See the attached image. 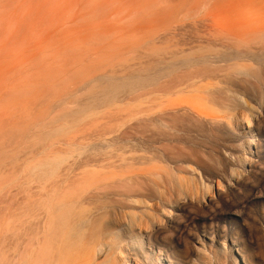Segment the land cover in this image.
<instances>
[{"label":"rangeland","instance_id":"rangeland-1","mask_svg":"<svg viewBox=\"0 0 264 264\" xmlns=\"http://www.w3.org/2000/svg\"><path fill=\"white\" fill-rule=\"evenodd\" d=\"M159 31L191 38L197 32L210 39L223 33L234 42L240 37L264 42V0H0V264H31L33 235L27 232L33 228L28 214L35 188H83L85 125L97 123L107 109L147 106L146 86L130 92L116 87L145 74L149 36ZM252 48L257 60L240 61L232 72L247 78L249 70L259 81L235 87L237 94L224 104L231 113L229 126L200 132L190 153L171 154L172 161L192 158L200 164L179 174L181 184L174 186L184 188L183 195L156 211L162 210L161 224L173 217L179 223L187 212L223 210L224 201H240L254 186L261 189L231 217L206 222V229L224 231L225 240L197 232L198 243L186 238L171 243L182 263L243 264L244 251L255 264H264V48ZM115 88L119 91L113 94ZM191 90L162 100L165 105L192 101L212 113L203 95ZM110 96L114 99L108 101ZM183 199L186 210L178 211ZM132 207L141 220L151 213L143 203ZM173 230L163 234L164 241H172ZM141 241L142 248L133 241L115 246L111 258L116 264H169L151 251L145 235ZM106 253L104 245L97 261Z\"/></svg>","mask_w":264,"mask_h":264},{"label":"bare ground","instance_id":"bare-ground-1","mask_svg":"<svg viewBox=\"0 0 264 264\" xmlns=\"http://www.w3.org/2000/svg\"><path fill=\"white\" fill-rule=\"evenodd\" d=\"M179 35L183 38H177ZM212 35L214 38L210 39L196 32L191 38L186 33L159 31L149 36L145 74L116 87L130 92L146 86L147 106L107 109L100 114L97 123L85 125L82 133L83 188H35L33 206L28 214L33 228L27 232L33 235L31 264H116L111 258L114 247L130 246L133 241L142 248L143 235L151 251L155 249L158 253L157 258L163 256L169 264H194L197 259L180 262L171 243L178 245L182 238L198 243L200 235L197 232L205 237L211 235V238L218 234L220 240H225L224 231L208 230L206 222L231 217L234 211L241 210L252 200L260 191L259 186L248 188L249 193L246 196L242 193L244 197L240 201H224L223 210L213 209L205 215L180 213L183 220L179 223L173 217L161 224L159 212L162 210L156 211L157 207L166 209V205L183 195L181 189L184 188L174 186L181 184L179 174L198 170L200 164L187 157L180 162L172 161L171 154L178 149L186 153L200 132H217L222 123L229 126L231 113L225 111L229 108L224 106L225 102L232 101L240 83L256 85L259 81L249 70L247 78L238 77L232 70L241 65L240 61L257 60L258 53L252 46L260 44L264 48L262 40L240 37L234 42L230 35ZM157 40L159 48L155 51ZM155 52L157 57H154ZM116 88L113 94L119 91ZM189 89L201 93V99L210 103L211 109L217 108V113L213 110L210 113L209 109L204 111L203 103L202 108L194 107L198 103H192V98L188 105L182 103L184 99L177 100L180 103L176 105L173 102L165 105L162 100L166 94H182ZM112 99L111 96L107 98L108 101ZM155 199L157 201L153 202ZM181 201L182 204L176 205L178 211L186 210V200ZM133 203H143L150 210L145 220L131 213ZM200 223L203 228L199 227ZM170 227H174L173 239L168 243L162 237ZM192 229L194 233H190ZM108 238L116 244H107ZM233 244L236 243L233 241ZM104 245L106 256L98 262L97 251ZM240 255L243 264H255L244 251Z\"/></svg>","mask_w":264,"mask_h":264}]
</instances>
